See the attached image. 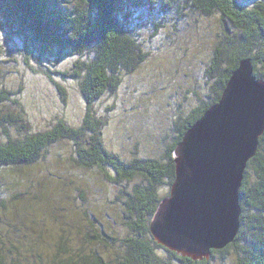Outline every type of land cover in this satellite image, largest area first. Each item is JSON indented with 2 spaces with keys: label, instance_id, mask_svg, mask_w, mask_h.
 <instances>
[{
  "label": "trees",
  "instance_id": "1",
  "mask_svg": "<svg viewBox=\"0 0 264 264\" xmlns=\"http://www.w3.org/2000/svg\"><path fill=\"white\" fill-rule=\"evenodd\" d=\"M149 3L159 15L157 20H136L130 15L144 7L143 0H0V33L13 44L19 41L14 49L21 65L47 79L62 100L67 88L79 87L85 104L78 125L59 118L48 128L35 130L20 91L9 89L11 84L0 79V264H264V133L244 171L239 189L240 228L230 244L211 250L208 259L193 260L158 244L150 232L152 219L170 194L174 150L185 132L219 100L241 59L251 58L254 74L264 79V0ZM184 10L217 19L207 69L208 79L215 72L218 77L209 87L207 99L190 111L160 157L132 151L129 156L121 155L107 147L105 117L95 105L115 95L119 84L149 60L155 43L175 42L181 30L175 26L186 21L180 17ZM168 13L175 21L163 24L160 16ZM145 28L153 31L144 39ZM59 142L69 148L60 159L70 182L79 175L83 179L92 176L104 186L117 188L112 202L119 206L120 215L115 222L121 224L124 234L109 228L112 212L98 203L92 206L98 199L91 180H82L75 187V198L72 191L61 190L63 183L54 175L58 180L48 189L49 194L59 195L54 208L64 209L61 216L66 219L69 214L72 222L59 223L56 232L47 230L46 243L37 238L20 248L15 243L18 231L7 221L11 211L7 205L15 196L31 192L32 171L48 160L47 153ZM19 187L24 188L21 193L15 191ZM69 194L71 203L68 200L64 206L63 199Z\"/></svg>",
  "mask_w": 264,
  "mask_h": 264
},
{
  "label": "rangeland",
  "instance_id": "2",
  "mask_svg": "<svg viewBox=\"0 0 264 264\" xmlns=\"http://www.w3.org/2000/svg\"><path fill=\"white\" fill-rule=\"evenodd\" d=\"M155 1L157 5L162 2ZM143 2L144 7L131 11L130 15L136 20H157L159 15L154 9L151 10L149 0ZM185 12L182 11L180 17L181 20L186 18L188 23L184 28L181 27L186 21L179 28L175 26L176 29H181L175 36V42L162 45L155 43L149 60L119 84L115 95L109 98L106 96L107 99L95 105L98 114L105 117L103 133L107 147L121 155L129 156L132 151L139 156L160 157L167 145L175 139L181 123L190 111L207 99L209 87L218 77V72H215L213 77L208 79L207 69L216 40L213 27L217 19ZM165 16H160L163 24L175 21L171 14ZM151 30L145 28L144 39ZM18 45L19 41L13 44L5 34L0 33V79L11 84L9 89L20 91L33 129H46L59 118H64L72 125H78L85 111L80 88H67L62 100L56 87L47 79L27 72L21 65L22 62L15 57L14 47ZM11 53L10 58L8 54ZM134 142L137 145L134 146ZM51 148L50 153H47L48 160L32 171L34 187L30 188L31 192L15 196L13 203L7 205L11 208L7 221L18 231L15 243L23 248L38 238L39 242L44 244L47 242V230L56 232L59 231V223L72 222L69 214L66 219L61 216L65 214L64 209L59 211L54 208L59 204V195L49 194L48 189H53L54 180H58L57 178L63 183L61 190L72 192L77 185L81 186L84 180L89 183L91 180V189L96 193L95 200L98 199L92 206L98 203L97 205L109 213L112 212L114 220L109 228L117 235H123L121 224L115 222L119 219V206L112 202L117 188L104 186L98 177L92 176L83 179L79 175L70 182L68 171L60 159L61 155L69 151L68 146L59 142ZM49 171L53 175H50ZM23 189L19 187L15 191L21 193ZM43 192L44 194H41ZM73 193L77 198V192ZM25 196L29 200L27 203ZM41 197L44 198L40 199ZM68 200L71 203L70 194L63 199L62 204L66 206Z\"/></svg>",
  "mask_w": 264,
  "mask_h": 264
},
{
  "label": "water",
  "instance_id": "3",
  "mask_svg": "<svg viewBox=\"0 0 264 264\" xmlns=\"http://www.w3.org/2000/svg\"><path fill=\"white\" fill-rule=\"evenodd\" d=\"M264 133V79L251 58L232 72L219 100L174 150L170 194L150 223L154 240L193 260L230 244L239 228V189Z\"/></svg>",
  "mask_w": 264,
  "mask_h": 264
}]
</instances>
